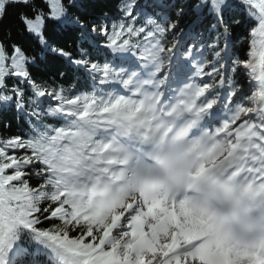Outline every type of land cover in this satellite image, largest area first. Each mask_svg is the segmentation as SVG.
I'll list each match as a JSON object with an SVG mask.
<instances>
[{"label":"snow or ice","instance_id":"obj_1","mask_svg":"<svg viewBox=\"0 0 264 264\" xmlns=\"http://www.w3.org/2000/svg\"><path fill=\"white\" fill-rule=\"evenodd\" d=\"M0 264H264V0H0Z\"/></svg>","mask_w":264,"mask_h":264}]
</instances>
